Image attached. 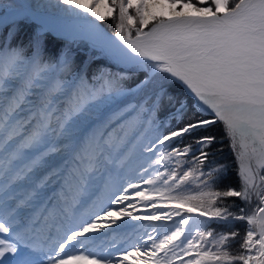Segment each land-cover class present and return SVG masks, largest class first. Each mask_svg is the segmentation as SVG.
I'll return each instance as SVG.
<instances>
[{"label":"snow or ice","instance_id":"1","mask_svg":"<svg viewBox=\"0 0 264 264\" xmlns=\"http://www.w3.org/2000/svg\"><path fill=\"white\" fill-rule=\"evenodd\" d=\"M100 2L101 0H88L87 3L83 0H54L53 3V0H48L46 5L38 7H54L61 14L60 23L67 35L87 39L94 46L109 51L118 60L141 68L146 66V62H151L148 66L154 72L168 74L182 82L223 122L234 151L238 143L240 188L216 190L215 185L221 179L223 167L213 165L204 169L209 156L205 149L212 145L215 137L197 139L195 151L192 145H187L183 149L172 148L165 153L153 144L145 148L146 152L154 155L159 152L151 161L152 164L165 168L173 162L175 164L167 175L160 172L156 177H164L165 191L175 193L170 195V199L175 201L178 209L187 206L188 213L197 212L199 217L207 219L186 216L181 210H173L162 216L135 217L128 212L127 206L113 208L101 204L100 210L93 213L94 219L82 221L58 239L43 236L42 240L49 241L45 244L26 238V233L33 229L17 223L19 209L30 204L34 193H29L15 203H8L0 196V234L12 233L10 238H0V264H120L119 260L114 262L108 246L97 245L96 237L85 235L99 232L103 227L113 229L115 238L116 230L123 225L118 224L115 219H106L114 211L120 217L132 219L172 220L174 216L180 217L173 229L164 228L162 236L149 237L150 250L146 244L143 246L144 255L151 258L153 264H173L177 249L183 255L195 257L187 264H264V0H237L234 4L230 0H210L207 6H199L207 0H199L198 4H194L192 0H165L172 9L179 5L181 9H190L197 14L193 16L180 10L167 19L148 11L152 7L164 6L152 3V0H111L110 4L105 5L106 14L96 11ZM14 7L12 4L7 6L8 9ZM130 9L134 10V14ZM114 12H117L114 35L119 44L104 35L96 23L112 18ZM89 16L95 19H89ZM150 20L155 23L145 32ZM43 32L44 29H41L33 40L30 64L34 74L25 79L17 89L13 102L9 105L8 115L19 108L22 98L44 78L46 72L67 70L69 67L70 61L66 54L58 64L42 63L40 49ZM23 63L20 51L0 50V66H6L4 71H0V91L8 87L9 81L20 77L18 69ZM97 79L102 81L101 86L89 90L84 86L83 77L79 78L72 102L55 117V127L52 125L53 114L57 111L55 97L63 88L59 83L50 88L43 99L40 119L34 130L22 136L14 146L11 145L14 137L20 135L19 128L27 123L17 121L0 143V153L8 152L9 164L23 159L27 152H35V157L27 165V171L33 172L52 153L62 149L76 150L78 125L87 120L96 102L103 103L113 95L125 94L116 82L105 78L103 74ZM149 79L151 75L132 91L148 84ZM158 99L159 97L157 102ZM215 122L202 120L189 123L159 137L158 143L164 145L166 141L191 134L200 127ZM3 132V127H0V134ZM83 142L89 147L95 144L96 148L87 152L86 156L78 155L80 163L86 160L89 172L99 171L100 167H104L107 172V165L115 162L110 157L102 160L103 149L95 135H85ZM189 153H192L191 159H182ZM185 164L189 165L186 169ZM22 178L19 174L15 177ZM111 180L112 173L107 172V179L102 187L109 193L110 205H120L129 199V188L139 187L136 183H129L123 193L114 192ZM144 182L151 185L155 180L147 179ZM185 185H194L197 189L195 194L189 188H184ZM0 191L3 189L0 188ZM136 195L144 200L152 199L151 195L143 191H138ZM254 197L257 203L249 214L247 206L252 205ZM227 198H239L246 207H240L238 212L232 211L236 202L233 200L227 203ZM10 199L15 200L14 197ZM237 221L244 222L246 228L239 241V247L243 251L233 254L229 241L235 240L240 235L239 232H215L208 229L212 223L228 228ZM190 223L195 225L194 232L192 228H186ZM153 231H157L156 227H153ZM109 243L113 248L116 246L114 239ZM89 247L94 250H89ZM131 248L138 253L142 251L139 244L132 245ZM159 253H163V256L160 257ZM169 253L172 255L169 256Z\"/></svg>","mask_w":264,"mask_h":264},{"label":"rangeland","instance_id":"2","mask_svg":"<svg viewBox=\"0 0 264 264\" xmlns=\"http://www.w3.org/2000/svg\"><path fill=\"white\" fill-rule=\"evenodd\" d=\"M198 1L199 0H192L194 4H198L199 3ZM3 2L4 0H0V5H1L0 16L3 14L5 8L4 6H2ZM87 2L88 0H85V3ZM110 2L111 0H108L107 4H110ZM207 3H210V0H207L205 4H199V6H207ZM177 7L180 8L179 5H177ZM129 11L134 14V10L130 9ZM106 12H107V8H106ZM106 12L104 14H106ZM18 22L25 24V26L30 31L34 29L35 32H32L31 34L34 37H36L37 33L40 32L41 29H44L42 36V47L40 49V57L42 63L45 65L58 64L59 63L58 60H61V57L57 55L55 59L50 61V58L54 56V54H52V51L56 52V49L53 48L54 47L53 43L56 42V44H61L60 47L63 46L62 43H67V44L73 43V47H71L70 52L67 53L66 55L68 58L80 56L79 60H81L82 62H79L80 64H78L80 66L79 69L68 68L67 70L49 71L44 74L43 79L37 82L38 85L37 87L46 86L49 85L48 84L49 82H52L51 83L52 85L51 86L49 85L50 88H52L55 84L59 83L62 85L63 88V91L61 92L67 91L70 88L71 89L70 103L73 100V94H74L72 90L73 91L77 90V85L79 84L77 79L80 78V75L84 74V71L87 68L85 66H87V63H89V60H91V58L103 59L106 62L111 63L114 67H117V69H121V68L125 69L119 64L117 58L109 51L104 50L99 46H94L92 43L84 41L78 37L74 38L70 35H67L63 31V29L56 28L50 24H40L32 16H30L25 12H18L12 15L11 18L7 21L6 25L3 27V29L0 30V35L3 34L0 36V50H8V51L18 50L22 54L24 63L19 67L18 71L27 68L28 65L30 66L31 69H33V67L30 64V60L33 55V46H32L33 41L31 43L29 42V44H27V46H25L24 48L12 42L13 33L11 32H9V34L6 33L8 31L7 29H9L11 26H14V24H18ZM101 22L109 31L115 33L117 12L113 13L112 18L105 19ZM151 25L152 24H149V26L146 27L144 31H148ZM134 31L135 29L133 28V32ZM66 51L67 50H65V52ZM148 65L150 64H146L144 68L138 67L137 65L130 68L131 70H135V71L138 70L147 71L148 72L147 78L151 75V79H149L148 84L144 85L143 87H141L136 91L129 90V89H135L136 86L127 89L121 88L125 94L119 96L113 95L111 99L106 98L103 103L96 102V106L89 114L87 120L83 121L80 125H78L77 135H80V132L82 131L80 135L81 137H79L81 139L78 140L79 145L84 143L83 141L85 135L94 134L96 140H102L106 126L111 124L113 121L117 120L118 123L116 124L115 128L112 130L111 133H113L112 136L116 137V131H118V129L120 128H121L120 131L121 133L118 134V139L116 140V142H112V144L109 145V147H107V152L109 157L111 158L112 161L115 162L113 164L107 165V172L112 173V180H111V183L113 185L112 191L114 192L119 191L120 193H123V189L128 187L129 183H136L139 185L138 188L128 189V195H131L133 197V199H131V202L128 204L137 202L138 207L140 208L139 211L140 215L162 216L164 213L173 210H181V211L183 209L185 210L187 206H185L183 209H178L175 201H172L170 199V195H174L175 193L169 194L167 191H165L166 186L163 184L164 177L163 178L161 177L160 179H156V177L159 176L160 172H165L166 174L167 173L166 171L174 167L175 166L174 162L170 164L167 168L162 167L161 165L152 164L151 161L156 158L157 154L154 155L153 153H149L145 151L146 147H151L153 144L156 145L158 143L159 137L163 135H167V133L164 131V127L166 128L170 127L169 119L167 118L168 116L165 113H162V115L157 117L155 111H152L155 108L156 103L151 105L154 102V100L153 99L150 100L149 97L154 95L157 98L158 96L157 94L160 91V88L163 89L164 83L167 84L166 80L168 78L171 79V77L165 73H160L158 71L154 72L153 69ZM102 74L105 77L104 73ZM105 78L111 79L114 82H116L114 76L108 75ZM101 84L102 81L99 80V82H96L94 84V88H96V86L99 88ZM90 85L92 84L85 82L84 86H86V88L89 90L93 89ZM141 97H145V98H141ZM137 99H140L141 102H139V100ZM57 102H58L57 99H55L57 113L62 112L64 109L68 107V106H64L63 108L58 109L59 103ZM144 102L145 104L149 103V106L151 105V107H147V105H145ZM56 112H54V114ZM102 112L103 114H101ZM55 126L56 125H53V127ZM239 151L240 149L237 143L236 153ZM35 155H36L35 152H27L23 159L15 160L13 162L22 163L21 167H25L26 173H28L27 165L31 162V160L35 157ZM121 162H123L122 166H120ZM163 163L164 162L162 161L161 164ZM145 168H147L148 170L145 171L144 170ZM184 168L186 169L188 168V166L184 165ZM107 172H105L104 167H102V169H100L99 171L89 172L88 180L84 179L83 187L80 191V194L78 195V200L73 205L74 214L72 221L70 223L71 228L78 226L82 221L88 219H94L95 217L93 215V212L94 213L98 212L100 210L101 204L104 207L111 206L114 208L113 205L109 204V193L105 192L102 187L104 181L107 179ZM101 173H105V174L101 175ZM147 179H154L155 183L151 185L147 184L144 182ZM183 187L189 188L193 194H195V192L197 191L194 185L191 186L185 185ZM138 191H143L147 195H151L152 199L151 200L141 199L136 195ZM96 193H98L97 198H99L100 201L97 211H96V207H92L90 208V211L88 212L85 211L83 213L84 217H82L81 216L82 212L80 211L81 202L83 205L84 200H87V198L91 197L92 194L94 195ZM162 193L163 195H161ZM253 199H255V197ZM255 203H257L256 200ZM143 210H148V211H143ZM252 210L253 208L251 209V211ZM251 211L249 212V214L251 213ZM76 219H78V221H76ZM179 220L180 217L177 216H174L172 220H161L160 227L158 229V234L154 238L162 236L164 232V228H168L170 230L173 229ZM128 229L134 230L133 225L130 228L127 227L126 231ZM0 238H10V237H6L0 234ZM181 239H183V237ZM9 242H12L11 239H9ZM131 246L132 245L130 243L125 247H123L124 248L122 250L123 253L130 252L132 250ZM176 252H177V256L174 259L173 264H187L189 260L195 259L194 256L189 255L188 256L189 260L187 261L186 255L180 253L179 249H177ZM158 255L162 257L163 253H159ZM171 255L172 254L169 253V256ZM8 256L11 257V254H8ZM150 264H153L152 259Z\"/></svg>","mask_w":264,"mask_h":264},{"label":"bare ground","instance_id":"3","mask_svg":"<svg viewBox=\"0 0 264 264\" xmlns=\"http://www.w3.org/2000/svg\"><path fill=\"white\" fill-rule=\"evenodd\" d=\"M83 2H85V0H83ZM47 3L48 0H4L2 6H4L5 8L3 14L0 16V30L3 29V27L6 25L7 21L11 18V16L18 12H25L29 14L40 24H50L56 28L63 29L60 23L61 14H59L54 7H38V5H46ZM107 3L108 0H101L100 6L96 8V11L101 14H104L106 12L105 5ZM152 3L157 5L163 4L164 6L152 7L149 8L148 11L158 17L162 16L165 19L173 16L175 11L180 10H183L186 14H190L193 16L197 15L190 9H181L177 6L175 9H172L167 6L165 0H152ZM9 4H12L15 7L12 9H8L7 6ZM89 19L94 20L95 17L89 16ZM96 23L99 25V27L106 28L104 27L101 21H96ZM154 23V21H149V24H152L150 28L153 26ZM100 31L104 34L101 29ZM82 40L90 42L87 39ZM118 61L119 64L125 69H130L133 66H136L131 63H126L122 60ZM5 68L6 66H0V71H4ZM33 72L34 70L31 68H24L21 69V71L19 70L20 77L18 79L9 81L8 87H6L3 91H0V127H3L4 129V132L0 134V140L6 138L8 130H10L12 126L16 125L17 121H27V123L24 124L23 128H19L20 135L14 137V139L10 142V144L13 146L18 143L22 136L30 134L37 126L38 120L40 119L39 113L40 109L42 108L41 105L43 99L47 94L48 90L50 89L49 85L40 87H37L38 85H36L22 98L19 108L11 115H8L9 105L13 102V97L16 95L17 89L22 86L25 79L33 75ZM70 91L71 89L69 88L67 91L59 92L56 94L55 99H57V103H59L58 109H61L64 106H68L70 104ZM60 114L61 112H56L55 114H53L52 125H56L55 117L59 116ZM117 123L118 121L115 120L111 124L107 125L103 133L104 135L102 137V140H97L100 148L103 149L104 156L102 157V160H106L107 157H109L107 147H109V145H111L116 138L115 136H112L113 133L111 132L115 128ZM80 135H77V141L81 139L79 138L81 137ZM95 148V144L89 147L85 143L81 145H79L78 143V146L74 151L62 149L60 152L52 153L51 155L46 157L45 162L39 168H36L33 172H30L29 175H24L23 178L18 181L13 180V177L15 176L14 170L16 168V165L21 166V163H15L16 165L10 168L7 167L6 171L4 172L2 170L0 171V188L3 189V191L0 192V196H2L6 202L15 203L16 201L23 199L29 193H34L32 195L30 204L27 207L19 209L17 223L23 225V222H28L30 216L36 215V211L39 210L38 207H41L40 209L42 216L39 215L38 217H42L45 220V223L51 224L49 228L47 226L44 227L42 223V221L44 220L40 218L38 225H36L35 223L32 225L33 231L26 233V238H31L37 243L49 242L42 240V237H49L48 234H51L54 231V227L56 224L54 212L57 210V217H62L59 214L65 212V207L67 205L65 204L63 197L68 198L67 202H69L72 197H75L77 196V194H80V191L84 184L82 181L86 179L87 175L89 174V171L87 170V161L85 160L83 163H80V161L78 160V155L86 156L87 152H91ZM4 155L6 156H3V160H6L7 162V160L9 159L8 152L5 151ZM100 169H102V167H100ZM63 188H65L64 193L66 196H64L62 193V195L55 194V192H59V190H62ZM54 194L55 201L51 202V197L49 196ZM128 196V200L123 201L120 205H114V208H123L127 206L128 212H130L132 216H142L139 214L140 208L138 207L137 202L128 204L131 202V199H133L131 195ZM10 197H14L15 200H11ZM48 202L52 203V206L49 205V210ZM129 205H134V207H131ZM29 214L31 215L29 216ZM45 216H49L52 218H46ZM106 219H115L117 220L118 224L123 225L122 228L116 230L115 238L113 237V229L103 227L99 232L85 234L86 237L94 236L97 239H100L97 245L104 244L105 246H108L109 251L112 253V258L114 262L116 260H119L120 264H150L151 258H148L144 255L143 246L146 244L148 246V249H151V240L149 239V237L151 236L154 238L158 234V229L160 227L161 220L132 219L131 217H120L116 214L115 211L113 212L110 218ZM132 225L134 227V230L128 229L126 231L127 227L130 228ZM62 227L63 228L61 229V231H57V234L60 237H62L66 232L71 229L70 225L68 223L65 224V222L62 223ZM153 227H156L157 231L154 232ZM117 236L122 237L117 239ZM113 239L116 245L114 248L111 247L109 243L112 242ZM130 243L131 245H141L142 251L138 253L131 250L128 253H123V247ZM89 250L94 249L89 247Z\"/></svg>","mask_w":264,"mask_h":264},{"label":"trees","instance_id":"4","mask_svg":"<svg viewBox=\"0 0 264 264\" xmlns=\"http://www.w3.org/2000/svg\"><path fill=\"white\" fill-rule=\"evenodd\" d=\"M236 2L237 0H230L231 4H234ZM7 30H8L6 32L7 34H9V32L13 33L12 42L24 48L25 46H27V44H29V42L31 43L35 38L33 35H31L32 32H35L34 29L30 31L25 26V24L20 22H18V24H14V26H11ZM53 44H54L53 48L56 49V52L51 50L54 56L50 58V61L55 59L57 55L59 57H62L63 55L69 53L71 47H73V43H69V44L62 43L63 45L62 47H60L61 44H56V42ZM65 50L67 51L65 52ZM79 57H72V58L69 57L70 59L68 58L70 61L68 67L69 69H73V68L79 69L80 66L78 64H80L79 62H82L81 60H79ZM58 61L60 62V60ZM85 67L87 68L85 69L84 74L80 75V77H83L84 81L88 82L89 84H95L96 82H99V79H97L98 76H101L102 73H104L105 77H107L108 75L114 76L118 87L130 88L137 86L138 84L141 83V81L146 79L148 76L147 75L148 72L145 70L135 71L131 69H122V68L117 69V67H114L111 63H108L103 59L91 58V60H89V63H87V66ZM121 77H123V79H121ZM166 81L167 84L164 83L163 86L164 88L163 89L160 88V91L157 94L158 95L157 97H159L158 102H157V98L154 95L150 96L149 98L150 100L152 99L154 100V102L151 105L156 103L155 108L152 111H155L157 117L162 115V113H165L168 116L167 118L169 119L170 127L168 128L164 127V131L167 134L171 133L172 131H176L180 128H183L185 125L189 123H194L197 121L214 120L216 122L202 126L198 130L192 132L191 134H185L183 137H176L173 138L172 141H166L164 145H160L159 143H157L155 147L159 151L166 152V151H170L172 148L183 149V147L187 145H192L193 151H195L197 147L196 145L197 139H199L200 137H207V136L215 137V140L213 141L212 145L209 148L205 149V151L209 153V156L207 161L205 162L204 169L207 170L209 167L213 165L217 167L220 166L223 167L224 171L221 174V179L215 185L216 190H223L227 187L239 189L241 185L240 177L238 174L239 160L236 157V151H234L232 148V144L230 143V138L227 135L226 128L223 122L219 121L216 118V116H211L207 114L204 110L202 111L198 106H196L194 103V99L189 95H187L183 86L178 84L175 80H173L172 77L171 79L168 78ZM141 98H145V97H141ZM137 100L141 102L140 99ZM145 105H147V107H151V105L149 106V103ZM156 154L158 155L159 152H157ZM191 156L192 153H189L188 156L183 157L182 159L189 160L191 159ZM185 165L189 167L188 164ZM168 171L166 172L168 173ZM233 200H235L236 202V207H234L232 211L238 212L240 207H246L244 202L239 200V198H227L226 202L231 203ZM255 204H256L255 199H253L252 205L247 206L248 212L251 211V209ZM192 217L200 220L207 219L206 217H199L198 213L192 214ZM187 228H192L193 232L195 231V225H192L191 223L190 225H188ZM245 228H246V224L244 222L237 221L231 227L228 228H224L220 225H217L216 223H212L208 230H214L215 232H221V231L239 232L240 235L236 237L235 240L229 241L230 251L233 254H238L239 252L243 251L239 247V241L245 234ZM188 256L189 255H186L187 261L189 260ZM236 264H241V262H236Z\"/></svg>","mask_w":264,"mask_h":264},{"label":"water","instance_id":"5","mask_svg":"<svg viewBox=\"0 0 264 264\" xmlns=\"http://www.w3.org/2000/svg\"><path fill=\"white\" fill-rule=\"evenodd\" d=\"M103 24V23H102ZM105 27V26H104ZM103 32H104V34L107 36V37H109V38H111L112 39V41L114 42V43H116V44H119V41L118 40H116L115 39V35H114V33L113 32H111V31H109L107 28H103V27H99ZM121 47H123L122 45H121ZM126 51V50H125ZM129 55H131L130 53H129ZM137 59H139V58H137ZM146 64H151V62H146ZM173 80H175L174 78H172ZM178 84H180V85H182L183 86V88L185 89V91H186V93H187V95H189L190 97H192L193 99H194V103H195V105L196 106H198L202 111L204 110L207 114H209V115H211V116H215V113L207 106V105H205V104H203V102L202 101H200L199 100V98L198 97H196L195 96V94L194 93H192L182 82H180V81H178V80H175ZM130 91H132V89H129ZM225 126V125H224ZM237 154H238V152H237ZM237 154H236V157H237ZM239 164H240V161H239ZM193 214V213H195V212H192V213H188L187 212V210L185 209L184 211H183V214ZM120 237H122V236H117L116 238L117 239H119ZM96 244H98V242H96Z\"/></svg>","mask_w":264,"mask_h":264}]
</instances>
